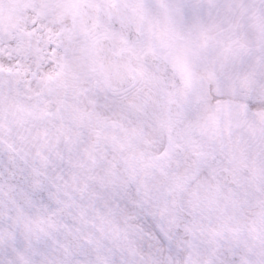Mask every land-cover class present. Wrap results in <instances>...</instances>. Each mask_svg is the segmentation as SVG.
<instances>
[{"label": "snow or ice", "instance_id": "snow-or-ice-1", "mask_svg": "<svg viewBox=\"0 0 264 264\" xmlns=\"http://www.w3.org/2000/svg\"><path fill=\"white\" fill-rule=\"evenodd\" d=\"M0 264H264V0H0Z\"/></svg>", "mask_w": 264, "mask_h": 264}]
</instances>
